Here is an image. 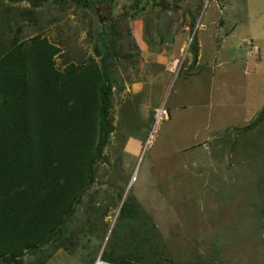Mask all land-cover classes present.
Listing matches in <instances>:
<instances>
[{"label": "rangeland", "instance_id": "374dc122", "mask_svg": "<svg viewBox=\"0 0 264 264\" xmlns=\"http://www.w3.org/2000/svg\"><path fill=\"white\" fill-rule=\"evenodd\" d=\"M94 1L0 0V56L37 35L57 49L58 70L94 64V86L104 51L109 77L92 181L57 240L21 264L92 251L136 264H264V0ZM161 103L169 115L140 152ZM75 146L53 151L67 177Z\"/></svg>", "mask_w": 264, "mask_h": 264}, {"label": "trees", "instance_id": "16d2710c", "mask_svg": "<svg viewBox=\"0 0 264 264\" xmlns=\"http://www.w3.org/2000/svg\"><path fill=\"white\" fill-rule=\"evenodd\" d=\"M97 39L104 48L102 30ZM56 50L35 35L0 56V258L8 254L13 264H21L25 252H40L57 240L92 181L105 139L109 77L104 51L100 84L94 86L86 74L94 64L58 70L51 58ZM88 119L98 126L95 142L83 131L85 125L90 128ZM71 141L78 153L67 177L53 151ZM129 212L125 201L118 214ZM113 263L136 264L128 259Z\"/></svg>", "mask_w": 264, "mask_h": 264}, {"label": "built area", "instance_id": "2783aa9c", "mask_svg": "<svg viewBox=\"0 0 264 264\" xmlns=\"http://www.w3.org/2000/svg\"><path fill=\"white\" fill-rule=\"evenodd\" d=\"M168 117V111L164 103L159 104L152 109L150 119L146 126V134L142 139V142L139 145L140 152H145L154 142L159 124ZM133 179V177H132ZM92 264H114L113 262L102 259L100 256H97Z\"/></svg>", "mask_w": 264, "mask_h": 264}, {"label": "crops", "instance_id": "0c3cea01", "mask_svg": "<svg viewBox=\"0 0 264 264\" xmlns=\"http://www.w3.org/2000/svg\"><path fill=\"white\" fill-rule=\"evenodd\" d=\"M200 56H201V55L198 54L197 57H196V58H197V63L199 62ZM164 104H165V103H164ZM168 115H169V111H168ZM150 116H151V115H150ZM149 118H150V117H149ZM148 121H149V119H148ZM147 123H148V122H147ZM202 127H203V126H202ZM144 136H145V135H144ZM144 136H143V138H144ZM143 138H142V139H143ZM142 139H141V141L138 143V145L142 142ZM129 149H131L130 152H132V149L134 150V146H133V144H131L130 148L125 149V151H128ZM127 155H128V154H127ZM93 252H94V251H92V254L90 255L89 258H85V259L78 258V259H77V258L75 257L74 260H71L70 263H69V260H68V262H65V261H64V260H67V259H68L67 257L64 256V258H63V259H64V260H63L64 263H63V264H91L92 261H93V259H94V258H93V259L91 260V258H92V256H93ZM70 258H71V257H70ZM72 259H73V258H72ZM58 262H59L58 264H61V261H60V260H58Z\"/></svg>", "mask_w": 264, "mask_h": 264}, {"label": "clouds", "instance_id": "9594fccd", "mask_svg": "<svg viewBox=\"0 0 264 264\" xmlns=\"http://www.w3.org/2000/svg\"><path fill=\"white\" fill-rule=\"evenodd\" d=\"M164 105H165V104H164ZM97 256H99V255H97ZM97 256H96V257H97ZM96 257H95V258H96ZM95 258H94V259H95ZM104 260H105V259H104ZM92 262H93V261H92ZM91 264H92V263H91Z\"/></svg>", "mask_w": 264, "mask_h": 264}]
</instances>
